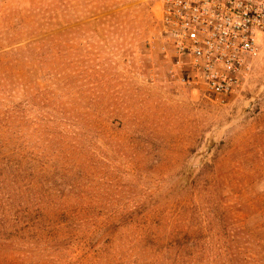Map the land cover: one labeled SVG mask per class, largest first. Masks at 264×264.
Masks as SVG:
<instances>
[{"label":"rangeland","instance_id":"rangeland-1","mask_svg":"<svg viewBox=\"0 0 264 264\" xmlns=\"http://www.w3.org/2000/svg\"><path fill=\"white\" fill-rule=\"evenodd\" d=\"M160 16L159 0H0V177L38 219L7 207L0 264H168L181 250L145 231L175 221L205 243L197 264H229L227 243L264 264V49L220 101ZM19 147L20 174L2 163Z\"/></svg>","mask_w":264,"mask_h":264},{"label":"built area","instance_id":"built-area-1","mask_svg":"<svg viewBox=\"0 0 264 264\" xmlns=\"http://www.w3.org/2000/svg\"><path fill=\"white\" fill-rule=\"evenodd\" d=\"M159 1L160 36L177 65L217 100L238 92L264 49V0Z\"/></svg>","mask_w":264,"mask_h":264},{"label":"trees","instance_id":"trees-1","mask_svg":"<svg viewBox=\"0 0 264 264\" xmlns=\"http://www.w3.org/2000/svg\"><path fill=\"white\" fill-rule=\"evenodd\" d=\"M14 151L15 153H19V155L16 156L17 160L11 158V155L14 153H8L3 157L2 163H4L6 167L16 166L18 170L15 171H18L19 174L24 173V167H22L21 165V163L24 161L26 157V155L24 154V150L20 149L19 147V148H15ZM0 178H1L0 191L4 192L2 194L3 198H1L4 203H0V225L1 223L2 224L6 223V221L8 220V214L10 211L9 209H15V218H14L13 226H19L21 224L25 230L32 229L33 227H35V223L38 220L37 217L33 216L32 213L30 214L29 211L22 209L23 208L22 203L20 204L18 203L17 207H15L14 201L18 202L16 198L20 196L21 191H18L19 189L18 190L13 189L12 185L17 186L18 182L12 181L9 177H4V175L3 177ZM28 185L29 184L26 183L24 186H27L28 188ZM145 224H147L148 227H153L152 224L151 223L149 224L147 220L146 221L144 220V225ZM175 224L176 221L172 226L160 225L162 227H165V229L163 230L165 232L164 235L155 232H150L151 229H149V231L147 232L145 231V236L147 237V239L152 240L156 244L157 242H162L164 239L170 241L169 243L166 244V246L158 247L157 251L163 252L162 257L163 256L165 257L166 254L169 255V253L173 249L174 251L176 248H179L181 250L180 252L175 251L174 256L172 255V257L167 258L168 264H197L199 261H202L200 260V257L205 255V249H206L205 243L204 244L197 243L196 240L198 237L190 236L188 231L186 233H183V231H177V227H175ZM160 226L158 227L159 229ZM201 230H202L201 228L197 229L196 234L198 235L200 233V236H202ZM239 234L240 233H237V235ZM190 237L192 240L189 239ZM235 250L233 251V248H231L230 244L227 243L224 247V252L220 253L218 257L222 259V261L229 262V264H238L236 263L237 262L236 259L242 255V252L237 248H235ZM241 261H242L241 264H257V262L255 263L256 260L253 257H244L241 259Z\"/></svg>","mask_w":264,"mask_h":264}]
</instances>
